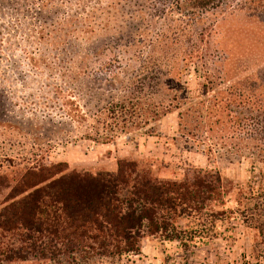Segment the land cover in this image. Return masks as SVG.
<instances>
[{
    "label": "rangeland",
    "instance_id": "rangeland-1",
    "mask_svg": "<svg viewBox=\"0 0 264 264\" xmlns=\"http://www.w3.org/2000/svg\"><path fill=\"white\" fill-rule=\"evenodd\" d=\"M66 100L82 126L62 122ZM122 157L160 178L218 173L215 236L187 264H264V0H0V198L32 167ZM141 254L183 257L149 238Z\"/></svg>",
    "mask_w": 264,
    "mask_h": 264
},
{
    "label": "trees",
    "instance_id": "trees-1",
    "mask_svg": "<svg viewBox=\"0 0 264 264\" xmlns=\"http://www.w3.org/2000/svg\"><path fill=\"white\" fill-rule=\"evenodd\" d=\"M64 104L62 122L82 126L84 113L68 100ZM145 112L140 119L155 120V113ZM17 184L0 198V264H135L144 238L178 242L183 257L163 256L161 264H187L195 238L215 236L224 190L212 170L187 168L178 180L160 178L131 157L119 158L113 172L93 174L52 163L35 166ZM194 215L201 221L193 224Z\"/></svg>",
    "mask_w": 264,
    "mask_h": 264
}]
</instances>
